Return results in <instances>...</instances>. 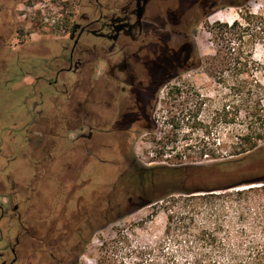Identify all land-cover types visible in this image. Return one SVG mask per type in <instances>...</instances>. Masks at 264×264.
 <instances>
[{"label": "rangeland", "instance_id": "1", "mask_svg": "<svg viewBox=\"0 0 264 264\" xmlns=\"http://www.w3.org/2000/svg\"><path fill=\"white\" fill-rule=\"evenodd\" d=\"M212 1L154 0L150 5L146 16L153 19L152 34L164 38L159 48L151 46L152 57L156 52L161 58L173 54L163 67H176L180 58L187 64L176 74L158 75L149 118L133 132L83 139L76 112L81 89L70 88L82 75L59 71L68 68L59 58L73 47L72 26L81 24L84 14L96 12L95 0H72L66 26L54 31L34 27L20 42L12 36L6 49H0V205L8 209L0 221V253L8 252V262L14 258L12 248L17 264H153V259L162 262L171 254L169 248L176 249L167 241L162 202L140 207L134 196L138 177L146 174L141 168L210 165L215 162L211 154L224 157L233 135L242 130L223 123V107L231 100L228 90L196 67L197 55L204 59L215 54L204 21L239 19L240 9L232 7L215 8L204 19L201 8ZM17 2L16 16L23 0ZM99 2L119 9L128 0ZM261 3L252 0L249 8L258 13ZM104 14L112 12L105 9ZM23 26L28 27L19 22L18 28ZM81 41L96 48L88 57L95 63L94 76L106 77L102 58L108 57L112 43L94 36ZM187 44L195 45L191 60L189 54L177 55ZM253 53L263 67L258 78L264 85L263 46L256 45ZM54 73L58 83L49 85L46 79ZM41 111L42 119L50 120L48 133L40 132V126L31 129L33 113ZM105 115L111 118L113 112ZM15 206L44 243H33L22 232L12 213ZM19 234L23 240L16 245Z\"/></svg>", "mask_w": 264, "mask_h": 264}, {"label": "trees", "instance_id": "2", "mask_svg": "<svg viewBox=\"0 0 264 264\" xmlns=\"http://www.w3.org/2000/svg\"><path fill=\"white\" fill-rule=\"evenodd\" d=\"M251 1L214 0L201 8L204 19L215 8L240 9L232 23L204 21L215 54L195 57L196 67L229 92L223 123L242 126L226 155L211 154L210 165L141 168L146 174L138 177L135 200L140 207L162 202L167 241L176 248L153 264H264V85L253 53L258 44L264 48V0L258 13L249 8ZM18 33L29 35L22 28ZM59 59L72 61L69 55ZM72 86L82 85L77 80Z\"/></svg>", "mask_w": 264, "mask_h": 264}, {"label": "flooded vegetation", "instance_id": "3", "mask_svg": "<svg viewBox=\"0 0 264 264\" xmlns=\"http://www.w3.org/2000/svg\"><path fill=\"white\" fill-rule=\"evenodd\" d=\"M16 1L18 0H0L1 50L6 49L9 45V38L12 36H16L17 42L21 40L18 33V16L14 13L18 4ZM153 2L154 0H128L125 6L118 9V7L105 8L99 0H95L92 8L96 12L92 16L97 17L92 19L90 14H84L82 23L75 25L74 30L69 33V38L73 40V47L69 54L72 61L68 63L66 70L60 69L59 71L75 74L80 72L79 76L82 75L77 79L82 86L76 112L80 119L79 128L83 129L82 138L86 141H91L95 133L113 135L117 132H133L137 131V128H142L144 126L142 123L150 115V98L157 92L156 87L160 85L158 75L161 73L164 77L167 73L176 74L187 64V60L180 58V63L176 67H163V65L166 66L164 63L168 57L173 58V54L167 58L166 56L161 58L155 56L158 53L156 52L152 57L151 46L159 48L158 43L164 40L161 33L152 34L155 33V29L151 28L153 19L146 16ZM105 9L110 10L112 14H104ZM204 10L206 11V7ZM86 36L98 37L112 43L108 57L102 58L108 67L107 76L104 78L94 76L95 63L89 62L88 57L94 56L96 48L82 43V38ZM184 47L185 50L180 54L178 52L177 55L182 57L184 54L187 56L189 54L188 57L191 60L193 55L190 56V52L194 53L192 46L187 44ZM58 79L59 76L54 73L52 77L46 79V82L54 85L58 83ZM105 112H113V115L107 118ZM42 117H44L43 111L35 115L36 123L31 129L34 131L40 126V132L48 133L50 132V120L45 121ZM12 213L16 215L22 232L31 238L33 243H44L42 238H39L38 231H32L29 224H26V218L23 213L19 212L17 206L13 208ZM0 216V221L8 216L6 206L0 205ZM22 240L23 237L19 234L15 238V244H20ZM11 255L14 258L8 262V252L0 253V264H17L19 258L14 248L11 249Z\"/></svg>", "mask_w": 264, "mask_h": 264}, {"label": "built area", "instance_id": "4", "mask_svg": "<svg viewBox=\"0 0 264 264\" xmlns=\"http://www.w3.org/2000/svg\"><path fill=\"white\" fill-rule=\"evenodd\" d=\"M72 0H23L18 9V20L26 32L34 27H42L54 31L57 27L65 26L70 18V4ZM31 35V34H30Z\"/></svg>", "mask_w": 264, "mask_h": 264}, {"label": "bare ground", "instance_id": "5", "mask_svg": "<svg viewBox=\"0 0 264 264\" xmlns=\"http://www.w3.org/2000/svg\"><path fill=\"white\" fill-rule=\"evenodd\" d=\"M228 23H232V21H227Z\"/></svg>", "mask_w": 264, "mask_h": 264}]
</instances>
